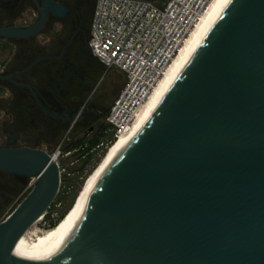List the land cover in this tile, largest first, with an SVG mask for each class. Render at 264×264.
<instances>
[{"label": "water", "instance_id": "obj_1", "mask_svg": "<svg viewBox=\"0 0 264 264\" xmlns=\"http://www.w3.org/2000/svg\"><path fill=\"white\" fill-rule=\"evenodd\" d=\"M0 170L36 180L0 264H264V0L229 3L58 246L15 253L60 192L55 157L0 147Z\"/></svg>", "mask_w": 264, "mask_h": 264}, {"label": "flooded vegetation", "instance_id": "obj_2", "mask_svg": "<svg viewBox=\"0 0 264 264\" xmlns=\"http://www.w3.org/2000/svg\"><path fill=\"white\" fill-rule=\"evenodd\" d=\"M95 3L0 0L1 148L51 155L59 149L63 155L99 128L102 96L114 85L106 75L97 77L98 61L89 48ZM98 89L105 94H96ZM26 182L27 177L0 170V221L36 180L23 191Z\"/></svg>", "mask_w": 264, "mask_h": 264}, {"label": "built area", "instance_id": "obj_3", "mask_svg": "<svg viewBox=\"0 0 264 264\" xmlns=\"http://www.w3.org/2000/svg\"><path fill=\"white\" fill-rule=\"evenodd\" d=\"M211 1L96 0L89 48L107 71L126 77L106 116L116 139L133 125ZM52 156L63 172L59 149Z\"/></svg>", "mask_w": 264, "mask_h": 264}, {"label": "bare ground", "instance_id": "obj_4", "mask_svg": "<svg viewBox=\"0 0 264 264\" xmlns=\"http://www.w3.org/2000/svg\"><path fill=\"white\" fill-rule=\"evenodd\" d=\"M231 1L232 0L211 1L200 20L181 45L179 52L168 66L164 75L160 78L149 98L139 110L133 125L126 133L120 135L116 141L109 146L101 162L87 177L78 198L76 197L77 201L74 206L63 219L43 234L31 232L30 229H32L33 226L30 227L17 241L15 245V253L21 255L42 254L45 251L58 246L62 242L64 237L78 220L82 209L88 204L92 190L101 175L126 145L137 135L154 113L155 109L164 99L175 80L182 73L195 51L202 44Z\"/></svg>", "mask_w": 264, "mask_h": 264}, {"label": "trees", "instance_id": "obj_5", "mask_svg": "<svg viewBox=\"0 0 264 264\" xmlns=\"http://www.w3.org/2000/svg\"><path fill=\"white\" fill-rule=\"evenodd\" d=\"M164 1H161L158 3H163ZM105 69L106 68L103 66V64H101L98 61L97 71L99 72V74L97 77H100ZM122 79H123V82H122V85H120L119 91L123 88L125 84V81H126L125 75L122 77ZM118 94L119 92L116 95ZM112 104L106 110L104 109L105 111L102 112V115H101L102 122L100 123L99 128L95 130L93 133H91L90 135H87L86 137H84L79 143H77V145H75V147L69 150L71 151L70 153L71 156L73 155L77 156L76 159L78 160L79 163L73 169L68 170V171L66 170V167L60 163L61 168L64 169V171L62 172V183H61L60 192L58 196L56 197L55 201L56 200L58 201L66 200L70 193L72 194L76 193L77 190L78 192L74 196L71 203L67 205L64 210L61 211L58 217L53 219L50 222L51 227L55 226L61 219H63L66 216L67 212L70 211L69 209L72 207L73 203L77 201V200L75 201V199L80 189L82 188L81 184L84 179V174L87 172L88 168L90 167V170L92 169L94 170V168L97 166L99 161H101V158H103V156L105 155L109 146L113 142L116 141L114 130L112 126L106 121V116ZM47 215H48V212L44 217H46Z\"/></svg>", "mask_w": 264, "mask_h": 264}, {"label": "rangeland", "instance_id": "obj_6", "mask_svg": "<svg viewBox=\"0 0 264 264\" xmlns=\"http://www.w3.org/2000/svg\"><path fill=\"white\" fill-rule=\"evenodd\" d=\"M157 3L158 2H161V1H164V0H155ZM88 71H89V65H88ZM103 75H106V78H108V84H110V83H112L113 82V88L111 89V91H116L115 92V95H113L112 93H111V91L109 92V94H108V97H103L102 96V98H103V104H102V106H101V112H103V111H105L112 103H113V101H114V99L116 98V94L118 93V92H120L119 91V89H120V85H122V82H123V79H122V77L124 76V73L122 72V71H119L118 69H112V70H110V71H107L106 69L104 70V72L102 73V76ZM122 76V77H121ZM96 94H100L99 93V89H98V91L96 92ZM102 95H104L105 94V91H103L102 93H101ZM100 94V95H101ZM105 109V110H104ZM69 149H71V148H69ZM69 149H68V151H69ZM57 151V150H56ZM55 151V152H56ZM54 151L52 152V154L53 153H55ZM74 152V151H73ZM106 154V153H105ZM105 156V155H104ZM103 156V157H104ZM77 158V156H71V155H68V154H63V155H61L60 157H59V161H60V163L63 165V166H65L66 167V170L68 171V170H71V169H73L79 162H78V160L76 159ZM101 160H102V158H101ZM101 161H99V163H100ZM98 163V164H99ZM98 164H97V166H98ZM96 166V167H97ZM95 167V168H96ZM94 168V169H95ZM93 170V169H92ZM92 170H90V167L88 168V170H87V172L84 174V179H83V182H82V188H83V184L85 183V181H86V179H87V177L91 174L90 172L92 171ZM90 173V174H89ZM89 174V175H88ZM33 181H35V179H32V178H27V182H26V185H24L23 186V191H25L26 190V187L31 183V182H33ZM82 188L80 189V191L82 190ZM80 191H79V193H78V195H77V198H78V196H79V194H80ZM78 192V190L76 191V193ZM76 193H70L69 194V196H68V198L66 199V200H56V201H54V203L52 204V206H51V208L48 210V215L46 216V217H44V218H41L40 220H38L34 225H33V227H32V229H30V231L31 232H34V233H36V234H43L45 231H47V230H49L50 228H52L51 227V225H50V222L53 220V219H55V218H57L58 217V215L61 213V211L62 210H64L65 208H66V206L67 205H69L70 203H71V201L73 200V198H74V196L76 195ZM25 194V193H24ZM77 198L75 199V201L77 200ZM75 204V202L73 203V205ZM73 205H72V207H73ZM17 207V206H16ZM71 207V208H72ZM70 208V209H71ZM15 209V208H14ZM69 209V210H70ZM68 210V211H69ZM12 212V211H11ZM68 213V212H67ZM8 216V215H7ZM54 227V226H53ZM36 236V235H35ZM34 236V237H35Z\"/></svg>", "mask_w": 264, "mask_h": 264}]
</instances>
